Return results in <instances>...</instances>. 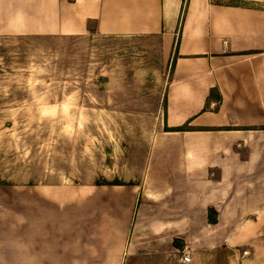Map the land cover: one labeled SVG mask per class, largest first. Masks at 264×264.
Wrapping results in <instances>:
<instances>
[{"label":"crops","instance_id":"crops-1","mask_svg":"<svg viewBox=\"0 0 264 264\" xmlns=\"http://www.w3.org/2000/svg\"><path fill=\"white\" fill-rule=\"evenodd\" d=\"M91 27L159 35L164 120L107 224L49 183L0 198V264H264V0H0V35Z\"/></svg>","mask_w":264,"mask_h":264},{"label":"rangeland","instance_id":"rangeland-1","mask_svg":"<svg viewBox=\"0 0 264 264\" xmlns=\"http://www.w3.org/2000/svg\"><path fill=\"white\" fill-rule=\"evenodd\" d=\"M169 72L159 35H0V198L49 183L72 207L102 200L107 224L131 194L113 180L136 184L164 120Z\"/></svg>","mask_w":264,"mask_h":264},{"label":"built area","instance_id":"built-area-1","mask_svg":"<svg viewBox=\"0 0 264 264\" xmlns=\"http://www.w3.org/2000/svg\"><path fill=\"white\" fill-rule=\"evenodd\" d=\"M182 260L183 261H189L190 260V253L186 249H184V251L182 253Z\"/></svg>","mask_w":264,"mask_h":264},{"label":"trees","instance_id":"trees-1","mask_svg":"<svg viewBox=\"0 0 264 264\" xmlns=\"http://www.w3.org/2000/svg\"><path fill=\"white\" fill-rule=\"evenodd\" d=\"M211 94H212V92H211ZM118 181L117 180H113V183H117Z\"/></svg>","mask_w":264,"mask_h":264}]
</instances>
